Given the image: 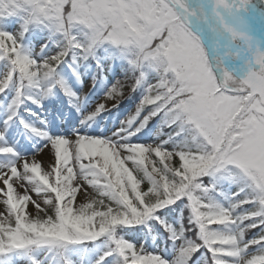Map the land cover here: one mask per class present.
Listing matches in <instances>:
<instances>
[{
	"label": "snow or ice",
	"instance_id": "6c2138e0",
	"mask_svg": "<svg viewBox=\"0 0 264 264\" xmlns=\"http://www.w3.org/2000/svg\"><path fill=\"white\" fill-rule=\"evenodd\" d=\"M0 264H264V0H0Z\"/></svg>",
	"mask_w": 264,
	"mask_h": 264
}]
</instances>
